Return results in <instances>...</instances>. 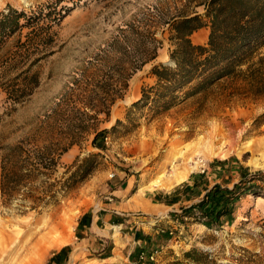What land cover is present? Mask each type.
<instances>
[{"label": "rangeland", "instance_id": "1", "mask_svg": "<svg viewBox=\"0 0 264 264\" xmlns=\"http://www.w3.org/2000/svg\"><path fill=\"white\" fill-rule=\"evenodd\" d=\"M47 1L0 0V12L8 6L30 11ZM56 1L68 14L55 28L54 44L33 67L39 86L20 104L0 87V264H34L32 258L38 264H196L183 256L193 248L209 256L201 264H264L263 196H242L232 215L212 229L174 218L214 186L233 189L242 173H264V125H256L264 114V95L251 94L245 73L264 57V47L241 68L244 75L223 79L168 112L153 102L132 107L143 89L157 88L153 67L169 62L174 47L167 23L179 15L204 13L208 0ZM18 38L0 57L15 50ZM208 39L201 44L192 36L200 45ZM155 45L157 58L134 71V57L153 55ZM13 78V72L6 74V87ZM156 93H150L151 99ZM118 94L122 97L110 105ZM106 106L109 117L101 112ZM85 113L97 116L90 132L83 128L89 123ZM103 130L110 132L95 146ZM170 151H198L202 157L188 180L157 188L154 183L168 173L163 163ZM89 155H97L92 173L65 189ZM118 171L134 177L135 190L146 192L151 185L175 205L157 224L165 232L144 235L151 239L146 249L155 254L154 261L141 262L140 248L132 240L122 245L119 234L75 251L83 245L77 239L79 218L108 196L103 193L107 179ZM65 247L70 250L60 254Z\"/></svg>", "mask_w": 264, "mask_h": 264}, {"label": "trees", "instance_id": "2", "mask_svg": "<svg viewBox=\"0 0 264 264\" xmlns=\"http://www.w3.org/2000/svg\"><path fill=\"white\" fill-rule=\"evenodd\" d=\"M67 14L68 11H64V7L56 0H49L30 11L8 6L0 12V52L19 36L15 50L0 57V87L13 104L25 101L39 86V76L33 72V67L54 44L57 35L55 28L61 25ZM167 25L174 47L169 51V62L153 67L152 75L157 79V88L143 89L140 99L133 103L132 107L146 106L153 102L158 110L168 112L223 79L244 75L241 68L250 64L258 51L264 47V0H208L204 4V13L179 15L172 18ZM206 27L210 29L207 44H195L192 36ZM25 29L28 32L22 39ZM157 48L155 45L153 55L134 57V71L154 61L158 56ZM8 72H13L14 78L9 87H6L4 77ZM245 73L251 94L255 97L263 96L264 57L249 65ZM126 87L127 84L119 92ZM154 90L157 91L156 97L151 99L150 93ZM121 97V94L114 96L110 99V105L114 104L116 98ZM87 107L90 108L89 105ZM101 112L109 117V106L103 107ZM85 115L89 117V123H84L83 128L90 132L94 126L90 121L97 120V116H90L89 113ZM256 125H264V114L257 119ZM109 132L103 130L97 133L93 144L96 146L100 137H106ZM96 156L89 155L77 165L68 178L67 185H64L65 189L66 186L83 181L84 176L92 173ZM244 195L264 197L263 172L242 173L240 182L233 189L214 186L202 201L186 209L183 215H175L174 218H190L212 229L218 226L222 217L232 215L235 203ZM69 250V247H65L60 254ZM183 256L196 264H201L202 259H210L207 254L196 248L185 252ZM52 260L56 261V257ZM170 264L184 263L176 260Z\"/></svg>", "mask_w": 264, "mask_h": 264}, {"label": "crops", "instance_id": "3", "mask_svg": "<svg viewBox=\"0 0 264 264\" xmlns=\"http://www.w3.org/2000/svg\"><path fill=\"white\" fill-rule=\"evenodd\" d=\"M202 30H204L203 33L200 32ZM208 32L209 28H203L195 33L201 44L207 41ZM133 178L123 171L116 172L113 178L108 177L107 187L103 191L108 196L98 200L96 208L84 212L78 220L77 239L83 245L76 247L75 251L78 248H83V251L88 250L99 240H108L119 234L122 245L132 240L140 248L139 253L147 251L150 255L146 246L148 239L149 241L151 239H144V235L152 236L153 233L165 232L167 229H161V226L157 224L168 218L170 208L175 205L168 203L167 195H164L162 199L161 193L152 190L151 185L147 187L146 192L139 191L140 187L135 190ZM175 185L177 184L172 186ZM138 223L145 227L141 229L136 227ZM169 230L172 229L169 228ZM170 233L172 234L173 231Z\"/></svg>", "mask_w": 264, "mask_h": 264}, {"label": "bare ground", "instance_id": "4", "mask_svg": "<svg viewBox=\"0 0 264 264\" xmlns=\"http://www.w3.org/2000/svg\"><path fill=\"white\" fill-rule=\"evenodd\" d=\"M197 152L198 151H196V153L181 152L180 154H178L177 151H170V153L167 154L165 162L163 163V169H168V173L165 176H161L159 180L154 183L155 187L166 189L168 188V186L180 184L186 181L189 177V174H191V172L193 170H196L199 166V160L202 156L201 153ZM186 166H190V168L185 169ZM259 202H263V199L259 198ZM30 263L38 264V261H35V259L32 258Z\"/></svg>", "mask_w": 264, "mask_h": 264}, {"label": "built area", "instance_id": "5", "mask_svg": "<svg viewBox=\"0 0 264 264\" xmlns=\"http://www.w3.org/2000/svg\"><path fill=\"white\" fill-rule=\"evenodd\" d=\"M139 260L141 262L154 261L155 260V254L148 255V254H146V252H142L140 254Z\"/></svg>", "mask_w": 264, "mask_h": 264}]
</instances>
